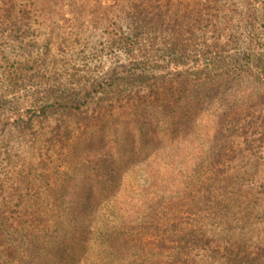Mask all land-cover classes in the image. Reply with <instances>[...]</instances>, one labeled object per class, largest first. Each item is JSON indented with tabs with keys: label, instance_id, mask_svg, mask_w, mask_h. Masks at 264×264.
<instances>
[{
	"label": "trees",
	"instance_id": "trees-1",
	"mask_svg": "<svg viewBox=\"0 0 264 264\" xmlns=\"http://www.w3.org/2000/svg\"><path fill=\"white\" fill-rule=\"evenodd\" d=\"M123 1L108 45L129 61L116 66L114 76L105 74L96 82L51 90L40 102L31 100L30 115L22 116L18 127L13 124L17 134L0 147V264H53L64 243L74 242L80 248L63 264H208L211 258L222 264H264V248L254 252L244 238L216 234L217 226L225 225L226 211L240 200L226 191L236 156L228 147L224 151L225 125L236 120L249 155L264 160V150L250 148L256 140L264 148V0H243L242 7L196 0L195 7L183 9L173 0ZM16 3L0 0L2 20L14 19ZM29 15L21 9V19ZM232 49L234 55H226ZM242 72L254 74L262 88L239 111L223 104L214 110L181 104L193 100L194 89L212 101L210 89ZM18 78L9 81L14 84ZM116 112L140 133L147 128L146 143L158 146L162 137L169 143L153 155L126 157L115 175L105 179L122 186L123 192L127 185L134 187L132 193L138 191L130 198L115 194L111 206L116 213L109 218L98 212L101 204L107 209L112 201V187L92 192L90 186L85 202H80L75 187L66 183L70 177L55 167L52 157L64 153L75 160L84 146L81 152L92 154L85 159L101 169L111 164L102 158L117 150L112 145L119 135L109 146L102 130L109 128ZM202 114L212 118L211 125L196 122ZM210 134L219 150L208 149L213 145ZM182 136L189 138L185 152L180 151ZM124 137L130 145L142 140ZM27 140L39 150L36 172H25L29 162L20 157L22 148L15 151V143L26 147ZM95 142L108 151L91 152ZM180 156L185 171L175 173ZM165 169L170 172L164 174ZM89 177L94 181L105 176ZM244 195L243 207L253 222L257 209L264 210V182L254 183Z\"/></svg>",
	"mask_w": 264,
	"mask_h": 264
},
{
	"label": "rangeland",
	"instance_id": "rangeland-1",
	"mask_svg": "<svg viewBox=\"0 0 264 264\" xmlns=\"http://www.w3.org/2000/svg\"><path fill=\"white\" fill-rule=\"evenodd\" d=\"M122 2L124 1L17 0L15 10L17 12L14 19L4 20L1 19L2 10H0V147L3 146L4 141L17 134L15 127H18L19 122H21L20 118L22 116L27 118L26 116L30 115L28 109L32 104L31 100L35 99L36 102H40V98L44 100L51 90L61 91L60 88L71 89L84 83L96 82L105 74L114 76L116 71L113 69L117 70L116 66L129 61L125 54L108 45V40L113 36L115 20H118V9ZM207 2L210 3L212 0H207ZM222 2L226 4L236 3L239 7L244 5L243 0H222ZM195 3L196 0H173V4L178 9L193 8L196 6ZM21 9L30 11L28 19H21ZM235 52L236 49H232L226 55H234ZM15 75L19 78L13 84L9 78L13 79ZM37 82H41L38 88H36ZM260 82L254 74L235 73L225 77L223 84L209 90V97L213 98L212 101L194 89L195 95L191 96L194 101L187 102L186 99L181 104H202L209 110H214L220 105L222 108L224 106L231 107L234 112L239 111L240 108L244 107L245 101L250 102L255 100L257 95H260L262 88ZM40 90L45 91V93L37 94ZM46 90L49 91L46 93ZM120 116L116 112L115 116L112 117L114 119L107 123L109 128L102 130L103 133H107L105 134L106 140L111 141L109 146L112 145L113 138L119 135L118 141L112 145V149L117 150L110 154L109 158L107 156L102 158V162L105 158V162L111 161L108 166L103 165L105 168L98 167L94 160L85 159L86 154L89 156L92 154L88 153L87 150L82 153L81 150L84 149V146L79 149L80 156H77L75 160L64 153L61 157L57 153L52 157L55 167L64 168L60 170L65 171L70 177L66 183L75 187L78 193L77 199L80 202H85L86 192L90 186L92 192H96L98 189L110 190L112 187L110 192L113 191V196L112 198L108 196V199L112 201L107 205V209L104 203L101 204L102 207L98 212L100 215H106L109 218H112L116 213V208L111 206L118 197L115 194L120 193L130 198L138 191L135 190L132 193L134 187L127 185L125 192H123L122 186L117 188L116 183L105 181V179L111 174L115 175L119 162L125 161L126 157L139 152H149L153 155L154 150H166L165 146L169 143L167 137H162L158 146L153 144L154 142L146 143L147 128L144 127L143 133H140L137 128L131 126L132 122L126 123ZM255 120L254 117L249 121L251 128L254 127ZM197 121L208 126L211 125L212 118L202 114L196 119ZM235 121H230L225 125L226 131L223 140L227 143L224 151L227 152L226 148L228 147L229 154L236 156L234 166L229 170L231 180H227L226 191L228 196L233 197L234 200L240 199L238 201L240 206L236 201L231 204L224 217L225 225L224 227L217 226L216 234L223 238H244V244L256 252L264 248V210L257 209L253 222L249 221L247 217L250 218V214L246 211L247 208L243 207L242 201L244 202L246 197L244 193L254 183L264 182V160L249 155V148L243 141L241 128L233 123ZM113 133V137H110ZM124 134L129 141H134L136 137L142 138L143 141L140 139L134 145L124 143L125 137L121 139ZM182 138L181 146L179 145L182 148L180 151L185 152L189 138L187 139V136H182ZM209 138L213 145L209 144L208 149L211 151L219 150L214 135L210 134ZM198 141L203 142L202 139ZM81 142L84 143V140L81 139L79 143ZM260 144L259 140L253 141L250 148L256 152L262 151L264 148ZM26 145V147H20L15 143V151L20 152L22 148L21 154L19 153L20 157L29 162L25 172L28 170L36 172L39 168V150L34 148L28 140ZM193 148L196 149L197 147L193 146ZM94 151L101 154L102 152L106 153L108 149H100V146L95 142L91 152ZM110 153L112 152L110 151ZM151 159L152 157L149 160ZM178 162L175 163L177 165L175 173L180 170L179 168L185 171L186 165L183 156L179 157ZM132 169L133 167L130 170ZM163 172L168 174L170 171L165 169ZM98 174L105 177L94 181L89 177L92 175V178H96L95 176ZM91 195L95 196L98 193ZM79 248L78 243H64L59 259L53 264H63ZM247 250L248 248L243 249L241 254ZM208 264L222 263L211 258Z\"/></svg>",
	"mask_w": 264,
	"mask_h": 264
}]
</instances>
